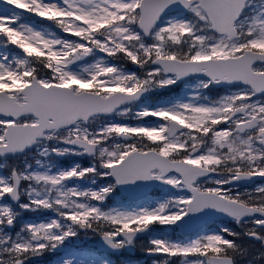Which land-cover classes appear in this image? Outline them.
<instances>
[{
	"label": "snow or ice",
	"instance_id": "6c2138e0",
	"mask_svg": "<svg viewBox=\"0 0 264 264\" xmlns=\"http://www.w3.org/2000/svg\"><path fill=\"white\" fill-rule=\"evenodd\" d=\"M250 3L0 0V264H264Z\"/></svg>",
	"mask_w": 264,
	"mask_h": 264
},
{
	"label": "rangeland",
	"instance_id": "374dc122",
	"mask_svg": "<svg viewBox=\"0 0 264 264\" xmlns=\"http://www.w3.org/2000/svg\"><path fill=\"white\" fill-rule=\"evenodd\" d=\"M262 3H264V0H251V3H250V7L251 8H254V9H259V7L262 6ZM9 10L8 9H0V12H3L4 14H7ZM12 46L10 45H6L4 42L0 41V55H8L9 58H11V49ZM175 88L178 90V91H184V92H190L192 91L194 88H195V81H192L189 86L187 88H185L184 84H180L179 86H177V84L175 86L172 87V92L175 91ZM176 90V91H177ZM166 91H159L157 93H155V95H161L162 93H164ZM171 93L170 92H166V95H170ZM40 159L42 161H47L48 163H51V160L50 158H47V157H40ZM79 161V158L77 157H65L61 160V163H72V162H78ZM0 163H2V161H0ZM82 163V162H81ZM87 163V161L85 162V164ZM136 259H142V257H137ZM37 264H44V262L37 258Z\"/></svg>",
	"mask_w": 264,
	"mask_h": 264
},
{
	"label": "flooded vegetation",
	"instance_id": "af4514ba",
	"mask_svg": "<svg viewBox=\"0 0 264 264\" xmlns=\"http://www.w3.org/2000/svg\"><path fill=\"white\" fill-rule=\"evenodd\" d=\"M244 185H240L239 187H243ZM226 187H231V186H226ZM233 190H237V189H233ZM223 223L222 224H225V226H229V225H232V222L231 221H222ZM234 226V225H232Z\"/></svg>",
	"mask_w": 264,
	"mask_h": 264
}]
</instances>
